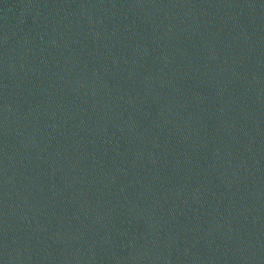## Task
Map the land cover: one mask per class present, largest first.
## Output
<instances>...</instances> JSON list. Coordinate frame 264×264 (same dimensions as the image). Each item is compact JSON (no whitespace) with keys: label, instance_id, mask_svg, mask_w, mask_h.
Listing matches in <instances>:
<instances>
[{"label":"water","instance_id":"water-1","mask_svg":"<svg viewBox=\"0 0 264 264\" xmlns=\"http://www.w3.org/2000/svg\"><path fill=\"white\" fill-rule=\"evenodd\" d=\"M0 264H264V0H0Z\"/></svg>","mask_w":264,"mask_h":264}]
</instances>
